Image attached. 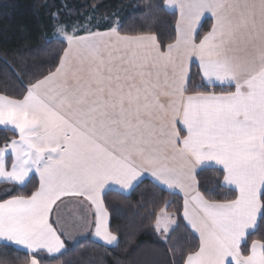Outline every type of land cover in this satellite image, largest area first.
Instances as JSON below:
<instances>
[{"label": "snow or ice", "instance_id": "snow-or-ice-1", "mask_svg": "<svg viewBox=\"0 0 264 264\" xmlns=\"http://www.w3.org/2000/svg\"><path fill=\"white\" fill-rule=\"evenodd\" d=\"M164 7L178 13L166 50L152 33L61 29L66 47L54 70L22 99L0 94V126L18 133L0 147V179L26 186L39 177L30 194L0 200V240L26 249L30 264L65 249V233L50 221L65 197L94 207V235L111 245L117 236L102 194L111 185L123 194L144 173L183 193L182 218L199 238L183 264H264V240L247 254L241 248L264 223V0ZM206 15L212 23L201 37ZM193 64L205 90H190ZM225 84L234 91L206 89ZM216 166L234 198L200 190L198 170ZM173 225L161 209L156 230L168 234Z\"/></svg>", "mask_w": 264, "mask_h": 264}, {"label": "trees", "instance_id": "trees-1", "mask_svg": "<svg viewBox=\"0 0 264 264\" xmlns=\"http://www.w3.org/2000/svg\"><path fill=\"white\" fill-rule=\"evenodd\" d=\"M119 14H122L118 29L121 34H155L162 50L174 42L178 15L165 9L164 0H0V94L22 99L31 83L54 70L66 47V43L55 37L58 26L69 30L83 26L92 17L96 26L92 31H105L112 25H98L95 20L104 22ZM210 27L208 20L199 35L202 37ZM201 85L199 70L194 66L190 90H205L203 86L197 87ZM206 89L217 93L234 91L208 86ZM16 138L13 132L0 129V147ZM196 179L207 198L219 201L234 198V191L222 186L223 177L218 169H204ZM37 187L35 179L23 188L0 186V200L28 195ZM103 202L110 216V231L117 236L118 245L107 248L92 239H84L67 245L60 256L38 254L41 264H183L187 254L198 248L199 239L182 218L180 195L145 180L128 196L106 193ZM161 209L179 224L166 241L155 228ZM253 240H264V223L249 233L242 246L245 254ZM31 258L13 247L0 246V264H30Z\"/></svg>", "mask_w": 264, "mask_h": 264}, {"label": "crops", "instance_id": "crops-1", "mask_svg": "<svg viewBox=\"0 0 264 264\" xmlns=\"http://www.w3.org/2000/svg\"><path fill=\"white\" fill-rule=\"evenodd\" d=\"M166 10L170 13H174L170 9H166ZM176 14L178 15V13H176ZM208 20L211 21V19L208 18L207 15L202 18V26L199 28V33H200V30L202 29L204 23ZM211 23H212V21H211ZM194 66L197 67L196 64H193L191 67V73H192V69ZM207 86L208 87H218V88H229V86L227 84H225L223 86H212V85H207ZM177 127H178V129L182 128V126L179 124L177 125ZM0 129L13 132L14 134H16V136L18 138V133L14 132L11 129V126H7V127L6 126H0ZM184 134H186V133L181 131V135L183 136ZM8 163L10 166V158H8ZM204 169H218V166L211 167V168L205 167ZM200 171H202V170H198V172H200ZM198 172H197V174H198ZM32 179H35L39 184L38 175H32L30 177V181ZM145 180H149V181L153 182L154 184L158 185L159 187L163 188L164 190H166L172 194H177V195H180L183 197V193L180 192L179 189H175V190L168 189L166 186L160 185L157 182H155L150 173H144L140 177V179L137 182H135L134 187L131 190L125 191L122 195H126V196L130 195L133 192V190ZM29 183L30 182L26 183V185H28ZM9 185L16 186L19 188L25 187L22 185L13 184L11 182H6V181L0 179V186H9ZM226 188L232 190L229 187H226ZM108 192H116V193L121 194L120 190L117 186L111 185L105 189V192L102 194V198H104L105 194ZM94 213H95L94 207L91 206L88 201L84 200L81 197H65V198H63L62 202H58V207H56L55 211L50 216V221H58V223H56L54 226L58 227V229L62 230L65 233L64 236H62V239H64V241H65V249L62 250V253L58 254L57 256L62 255L66 251L67 245H73V244H75L81 240H84V239H92L94 242H96V243H98L104 247H107V248H115L118 245V240L114 241L111 245H107V244H105L104 241L100 240L99 238H97L94 235V232H95V227H94L95 215H94ZM184 222L186 224V221H184ZM108 227L110 230V216H108ZM255 230H250V232L255 231ZM193 234L198 238V234H196V233H193ZM248 235L246 236V240H247ZM5 243H6L5 241L0 240V246H4ZM244 244H245V242H242L241 248ZM9 247H13L14 249H17V250L31 256V254H29L27 252V250L24 249L22 246L11 245ZM39 254H46V253H39ZM52 257H56V256H52Z\"/></svg>", "mask_w": 264, "mask_h": 264}, {"label": "rangeland", "instance_id": "rangeland-1", "mask_svg": "<svg viewBox=\"0 0 264 264\" xmlns=\"http://www.w3.org/2000/svg\"><path fill=\"white\" fill-rule=\"evenodd\" d=\"M121 15L122 14H119L117 15L116 17H113L112 19L110 20H105L104 22H99L97 20H95V22L98 23V25H101L102 26L104 24H109L112 25V27H116L117 29H119V24L121 22ZM91 20H92V23H91ZM94 24V21H93V18L90 17V19L87 21L86 24H84L83 26H73L72 29H67L66 27H63V26H58L57 29H56V32H55V37H57L58 39L62 40V37H61V29H66L67 33L68 34H72L73 32H76L77 34H84L83 30L84 29H88L90 31L93 30V28H96V26L93 25ZM170 215V214H169ZM173 219L174 217L172 215H170ZM175 220V219H174ZM176 221V220H175ZM176 225H173L172 228L175 229ZM157 231V230H156ZM173 230L170 229V232L168 234H164L162 232H158V235L160 236V238L164 241H166L167 239H165V236L169 237L170 233L172 232Z\"/></svg>", "mask_w": 264, "mask_h": 264}]
</instances>
